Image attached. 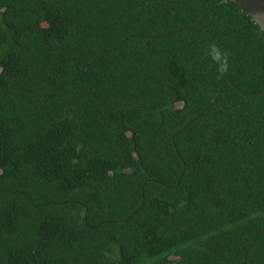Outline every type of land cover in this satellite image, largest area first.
Listing matches in <instances>:
<instances>
[{"label":"trees","instance_id":"16d2710c","mask_svg":"<svg viewBox=\"0 0 264 264\" xmlns=\"http://www.w3.org/2000/svg\"><path fill=\"white\" fill-rule=\"evenodd\" d=\"M220 2L0 0V264H264V34Z\"/></svg>","mask_w":264,"mask_h":264},{"label":"water","instance_id":"95a60500","mask_svg":"<svg viewBox=\"0 0 264 264\" xmlns=\"http://www.w3.org/2000/svg\"><path fill=\"white\" fill-rule=\"evenodd\" d=\"M225 2H231V3L235 4L243 13H245L248 17H250V19L260 28V31L264 34V0H221V2L219 4H222V3H225ZM201 20H202V18H201ZM201 20L194 27L198 26L200 24ZM226 84H230L231 86H233L231 84V82L226 81L221 86V88L218 90V92L215 95V97L213 98V100L207 105V107L205 109H203L199 114H197L192 119V121H194L196 118H198L206 109H208L213 104V102L218 97V95L220 93V90ZM192 121H190L187 125H189ZM185 127H183L181 129V131L184 130ZM176 135H177V133H175L171 137V141H172L173 144H174V137ZM176 153H177V151H176ZM184 169H185V165L183 164V171H184ZM142 191H143V188H142L141 192Z\"/></svg>","mask_w":264,"mask_h":264},{"label":"clouds","instance_id":"9594fccd","mask_svg":"<svg viewBox=\"0 0 264 264\" xmlns=\"http://www.w3.org/2000/svg\"><path fill=\"white\" fill-rule=\"evenodd\" d=\"M203 54L206 59H210L211 63L215 65L218 78L226 75L230 71V54L215 41L209 42L203 48Z\"/></svg>","mask_w":264,"mask_h":264},{"label":"rangeland","instance_id":"374dc122","mask_svg":"<svg viewBox=\"0 0 264 264\" xmlns=\"http://www.w3.org/2000/svg\"><path fill=\"white\" fill-rule=\"evenodd\" d=\"M177 107H179L180 105H176Z\"/></svg>","mask_w":264,"mask_h":264}]
</instances>
